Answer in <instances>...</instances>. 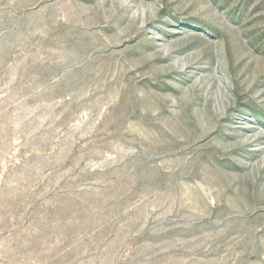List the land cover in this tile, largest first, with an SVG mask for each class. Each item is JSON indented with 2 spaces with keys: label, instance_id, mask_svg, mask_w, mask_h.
I'll return each instance as SVG.
<instances>
[{
  "label": "rangeland",
  "instance_id": "obj_1",
  "mask_svg": "<svg viewBox=\"0 0 264 264\" xmlns=\"http://www.w3.org/2000/svg\"><path fill=\"white\" fill-rule=\"evenodd\" d=\"M0 264H264V0H0Z\"/></svg>",
  "mask_w": 264,
  "mask_h": 264
}]
</instances>
